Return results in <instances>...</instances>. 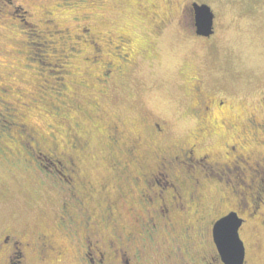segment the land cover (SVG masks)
Instances as JSON below:
<instances>
[{"label":"flooded vegetation","instance_id":"af4514ba","mask_svg":"<svg viewBox=\"0 0 264 264\" xmlns=\"http://www.w3.org/2000/svg\"><path fill=\"white\" fill-rule=\"evenodd\" d=\"M79 2L85 0H61V5L56 6L73 8ZM193 3L206 4L188 0V11L183 5L180 12L179 22L183 23H176V27L186 43L197 45L205 54L180 66L184 88L181 100L183 105L186 103V112L181 118L187 121L190 134L177 142L169 139L173 136L169 118L140 97L133 100L135 106L143 109L139 122L135 123L138 126H133L131 131L133 135L126 129L123 116L113 119L102 108L101 99L109 98V93L117 87H126L132 76L137 78V67L144 52L135 47L130 33L97 30L89 22L79 25L77 33L71 34L69 29L57 27L51 11H44L50 19L42 21L46 30L38 31L51 30L59 35L58 46L47 45L52 56L46 54V57L61 62L63 75L72 74L66 64L72 53L80 46L87 48L89 55L83 60L90 69L85 79L77 82L90 88L91 96L97 95V99L86 103L93 112L99 111L92 117L95 119L92 126L105 144L103 154L111 161L108 173L115 178L117 187L130 195L131 199L126 201L138 205L142 214L136 215L137 223L129 227L131 232L118 233L112 211L115 202L103 197L107 184L95 187L81 175L74 155L85 154L87 143L80 140V134L66 126L67 141L63 145L39 137L24 122L26 117L14 107L15 102L8 98L11 92L19 90L0 84L3 113L0 117L7 119L12 128L7 131L6 125L0 123V164L31 173L46 198L50 192L45 188V181H54L62 191L58 197L55 195V202H50L51 220L47 226H1L0 264L60 261L64 251L54 246V230L72 243L80 264H139L146 251L143 242L147 240L161 244L162 250L155 248V252L161 260L163 257L162 264H226L213 240V226L229 213H235L240 221L238 235L244 248L241 264H253L249 258V228L257 233L264 229V85L251 101L249 93L243 98H233L227 78L238 76L241 68L233 55L208 57L218 47L215 14L207 4L213 12L211 32L199 34ZM166 27L154 24L149 31L151 35L146 37L148 44L161 37ZM218 74L220 78L215 77ZM63 75L59 87L68 91ZM77 103L87 115L81 102ZM217 139L219 142L213 144ZM43 157L53 160L50 163L53 170L38 161ZM34 166L45 178L35 175ZM93 196L97 197V204L105 206L96 222L86 209ZM95 224L110 233L107 236L98 233ZM245 232L247 239L243 236ZM196 243L201 244V249L196 248Z\"/></svg>","mask_w":264,"mask_h":264},{"label":"rangeland","instance_id":"374dc122","mask_svg":"<svg viewBox=\"0 0 264 264\" xmlns=\"http://www.w3.org/2000/svg\"><path fill=\"white\" fill-rule=\"evenodd\" d=\"M197 1L208 4L216 18L218 47L217 51L208 57L233 55L234 61L241 68L236 74L238 76L227 78L232 86L231 95L239 99L249 93V101L257 98L260 88L264 85V0ZM187 2L188 0H85L83 3H77L78 7L71 8L57 7L56 5H61V0H0V84L4 88L9 84L19 90L18 93L11 92V96H6L15 102L14 107L26 117L24 122L35 130L39 137H46L50 142L63 145V141H67L66 126L80 134V140L87 143L85 154L74 155L79 163L81 175L95 187L107 184L104 186L106 193L103 197H109L115 202V209L112 208V211L118 233L131 232L129 227L137 223L136 215L142 214V211L138 205L132 202L131 205L126 201L131 199L130 195L124 193V188L117 187L115 178L112 179L113 175L108 173L111 161L103 154L105 144L92 126L95 121L92 117L99 114V111L93 112L86 103L92 98L97 99V95L93 92L95 95L91 96L92 90L77 82L78 79H85L88 74L90 65L84 62L83 57L89 53L86 47H78V51H74L66 61L72 74L63 75L61 62L44 57L45 54L50 55L51 51L48 46H41L42 38L49 40L47 45L52 47L55 43L58 46L59 35L51 30L45 33L38 30H46L42 21L50 19L44 15V11L49 10L53 13L52 18L57 27L69 29L71 34L77 33L79 25L83 26L89 22H92L97 30L113 29L130 33L135 47L144 52L137 67V78L132 76L130 81L126 82V87H117L109 93V98L101 99L102 108L113 119L123 116L126 129L133 135L131 131L138 126H135V123L139 122L143 110L135 106L133 100L140 97L148 106L169 118L173 135L169 139L177 142L190 134V129L186 126L187 121L181 118L186 112L185 102L188 101L183 105L181 100L184 88L181 86L183 73L180 66L197 59V55L205 54L197 45L186 43L176 27V23H180L183 5H186L188 11ZM84 16L88 19L84 20ZM159 23L167 27L161 37L148 44L146 37L151 35V27ZM62 75L68 91H62L59 87ZM215 77L220 78L221 75ZM138 83L137 88L135 86ZM171 97L173 100H170ZM77 102H81L91 119L84 110L78 108ZM1 110L0 104V114H3ZM57 113H60V116ZM1 118L0 123L5 125L8 120L3 116ZM7 128V131L12 130L11 125ZM21 139L26 142L25 138ZM218 139L213 140V144L218 143ZM45 158L48 157L38 161L48 167L49 159ZM121 159L125 160L124 157ZM36 170V176L45 178L42 171L37 168ZM45 182V188L50 192L49 198L45 197L31 173L0 164V228L12 224L47 226L51 220L50 202L56 201L54 198L55 195L59 196L61 186L51 180ZM92 198L86 209L91 213L92 221L96 222L105 206L95 202L97 197ZM110 217L112 218V215ZM95 226V230L100 234L107 236L110 233V230L104 229L103 226ZM91 227L94 228L92 225ZM52 234L54 246L63 249L64 255L60 261H49L45 264H80L72 243L63 238L57 230L52 231ZM243 236L245 239L248 237L246 232ZM138 244L141 245L139 242ZM143 244L146 251L139 264L164 263L163 257L161 260L155 252V248L162 250L157 240H147ZM195 246L197 249L202 247L198 243ZM249 258L253 264H264V229L257 233L249 228Z\"/></svg>","mask_w":264,"mask_h":264},{"label":"water","instance_id":"95a60500","mask_svg":"<svg viewBox=\"0 0 264 264\" xmlns=\"http://www.w3.org/2000/svg\"><path fill=\"white\" fill-rule=\"evenodd\" d=\"M197 33L211 32L213 12L207 4L193 3ZM240 221L235 213L220 218L213 226V240L226 264H241L244 256L242 241L238 235Z\"/></svg>","mask_w":264,"mask_h":264},{"label":"trees","instance_id":"16d2710c","mask_svg":"<svg viewBox=\"0 0 264 264\" xmlns=\"http://www.w3.org/2000/svg\"><path fill=\"white\" fill-rule=\"evenodd\" d=\"M38 32H39V31H38ZM42 39H43V38H42ZM41 46H45V47H47V41H45V39H43V40L41 41ZM44 57H46V54L44 55ZM5 125H6L5 128H7L8 126H10V122L7 121ZM47 159H49V160H48L49 164H47V165H48L47 168L53 170L54 168H53L52 166H50V165H51L50 163H52L53 160L51 159V160H52V161H51L50 158H47ZM47 159L45 158V160H47Z\"/></svg>","mask_w":264,"mask_h":264}]
</instances>
